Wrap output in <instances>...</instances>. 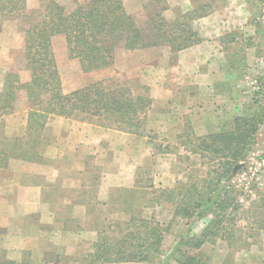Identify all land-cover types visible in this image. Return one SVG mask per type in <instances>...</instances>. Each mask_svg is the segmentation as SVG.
Returning <instances> with one entry per match:
<instances>
[{
    "label": "trees",
    "instance_id": "trees-1",
    "mask_svg": "<svg viewBox=\"0 0 264 264\" xmlns=\"http://www.w3.org/2000/svg\"><path fill=\"white\" fill-rule=\"evenodd\" d=\"M245 1L254 12L256 40L261 48L260 53L264 55V23L261 20L264 0ZM161 4L165 6V0H153L151 5L158 6L153 12L145 7L148 22L142 24L127 11L124 0H40L37 8H32L29 0H0V34L7 23L15 21L24 39L17 59L21 67L0 72V119L16 114L22 101L27 104L26 134L15 138L12 145L0 148V168L8 166L12 159L42 161L43 151L49 144V137L45 135L47 126L54 118L88 123L104 130L136 136L144 134L154 103L151 92L142 86L110 87L104 82H97L65 93L53 38H65L69 57L79 60L85 72L111 68L121 49L130 51L167 47L169 53L174 55L202 43L191 24L170 23L163 14L166 7L159 9ZM192 14L188 13L187 17L194 23ZM202 16L197 13L196 18ZM20 71L29 73L27 82L21 79ZM237 127L238 134L237 131L233 135L212 134L182 143H195L194 153L207 152L213 156L209 157V163H213V166H210L207 180L162 190L153 201L148 194L155 191V187L144 183L140 176L146 174L143 168L137 173L135 185L113 193L109 203L99 202L94 189L84 190L78 196L81 204L97 215L90 228L99 226L101 213L111 211L116 204L118 207L114 212L129 217L127 222L117 224L103 219L102 222L107 223V230L102 232L105 237L101 239L102 243L97 241L94 244L96 252L90 256L87 264L146 263L158 254L163 248L165 229L154 217L145 216L146 210L154 202L156 206L173 204L174 217L190 220L191 225L211 217L203 239L190 237V230L186 231L175 250L181 255L176 260L177 264H204L198 255L183 252L181 247L200 250L206 237L207 240L220 237L229 244L228 250L238 242H244V239L231 237L226 224H234L236 219L233 214L228 215L227 219V211L232 204L229 198L231 187L227 184L240 170L247 169L246 160L251 145L245 132H241L242 126ZM100 180L101 177H96L93 184ZM100 206L107 207V211H99L97 208ZM233 210L237 209L233 207Z\"/></svg>",
    "mask_w": 264,
    "mask_h": 264
},
{
    "label": "rangeland",
    "instance_id": "rangeland-1",
    "mask_svg": "<svg viewBox=\"0 0 264 264\" xmlns=\"http://www.w3.org/2000/svg\"><path fill=\"white\" fill-rule=\"evenodd\" d=\"M152 1L124 0V4L127 11L144 24L148 22L145 7L149 8L150 12L158 8L151 5ZM29 4L32 8H37L40 0H29ZM164 7L167 10L163 14L170 23L191 24L192 30L199 35L202 42L214 41L199 52L208 59L207 70L195 79L197 86L192 89L195 99L190 104L192 112L183 121V125H177L173 119L156 120L153 113L154 119L144 130V134L150 138L146 142V148H143L145 147L143 141L140 156H134L135 153L131 154L134 148L139 150V142H136L131 153L127 154L135 157L140 169H145L146 174L140 176L144 183L154 185L155 191L148 194V198L156 201L162 190L207 180L210 166H213V163H209V157L213 156L207 152L194 153L195 143L183 144L212 134L233 135L236 131L238 134L237 126L241 125V132H245L251 140V145L246 160L247 169L240 170L227 184L231 187L229 198L232 201V208L227 211V219L231 214L235 215L236 219L234 224L228 222L226 224L231 237L237 240L244 239V242H238L228 250L229 244L220 237L209 240L206 237L200 250L186 247L181 249L191 255H198L204 264H264V55L260 53L261 48L256 40L254 12L245 0H165V6L161 4L159 9ZM261 9V20L264 23V5ZM190 12L195 18L194 23L187 17ZM197 13L203 16L197 19ZM23 42L19 24L15 21L7 23L4 32L0 34V72L21 67L17 59L20 57ZM53 49L65 93L104 82L110 87L142 86L154 97H159L164 91H173L177 84L187 80L186 77L177 78L181 77L178 72L185 67L179 65L180 53L170 54L167 47L118 50L114 65L100 72H85L79 60L71 59L65 38L62 36L53 38ZM209 50L213 56H207ZM19 75L24 82L30 79L27 71H20ZM26 106V102L22 101L18 107L17 113L23 115L22 121L19 117L16 120L11 118L9 121L0 119L1 149L6 145H12L15 138L26 134L27 126L25 128L23 125L22 128L20 126L21 122H26ZM173 106L172 96L167 92L166 99L161 103V110L173 114ZM61 126L55 125V130L59 131ZM66 128V125L62 127L63 130ZM55 130L51 132L54 133ZM148 131H151L150 134ZM102 167L100 166L101 171L105 168ZM104 176L106 178L105 174ZM104 176L100 174L99 177ZM116 189L114 194L125 188ZM117 207V204L111 207L115 216L109 218V221L116 224L127 222L129 219L127 215L114 212ZM233 207L237 210H233ZM97 209L105 210L102 206ZM174 212L175 206L169 203L156 206L154 202L146 210L145 216L154 217L165 229L163 248L149 262L100 264H177L176 260L181 258V255L175 250L186 231L190 230V237L203 239L211 217L198 220L191 225L190 220L174 217ZM24 213L26 214L25 211ZM107 215L101 213L99 226L95 229L85 227L88 245L82 249V255L80 252L67 255L70 262L77 259L76 263H81L91 259L90 256L96 252V249L91 252V244L93 246V242L95 244L97 241L102 243L101 239L105 237L102 232L107 230V223L102 221L108 217ZM94 217L97 215L94 214ZM44 219L46 221L41 223L37 219L30 221L26 232L38 231L39 228H43L45 222L50 228L48 219L46 217ZM71 227L74 230L76 224L73 223ZM122 228L126 229L125 226ZM57 239L59 240L58 237Z\"/></svg>",
    "mask_w": 264,
    "mask_h": 264
},
{
    "label": "crops",
    "instance_id": "crops-1",
    "mask_svg": "<svg viewBox=\"0 0 264 264\" xmlns=\"http://www.w3.org/2000/svg\"><path fill=\"white\" fill-rule=\"evenodd\" d=\"M208 41L179 52V65L185 67L178 72L181 77L177 78L186 77L187 80L177 84L173 91H164L159 97L153 96L154 103L146 127L154 119L153 113L156 120L173 119L177 125H183L192 112L190 104L195 99L192 91L197 86L195 79L207 70L208 59L199 52L214 42ZM207 56H213L211 50ZM167 92L173 99V114L161 110ZM18 117L22 121L23 115L19 113L4 120H16ZM25 121L21 122V128L22 125L24 128L27 126V118ZM57 124L62 125L59 131L55 130ZM65 125L67 128L63 130ZM51 129L55 132L52 133ZM46 133L49 144L43 151L42 161L12 159L8 166L0 168V264H87L83 261L76 263L77 259L70 262L67 256L79 252L83 254L82 249L88 243L85 227H90L95 218L94 213L81 204L78 196L84 190L94 189L97 200L104 204L109 203L116 188L133 187L140 165L135 157L127 153H131L132 146L139 142V150L134 148L131 154L140 156L143 141V148H146V142L150 139L146 134L136 136L108 131L63 118L52 119ZM100 166L105 168L101 171ZM100 174H105L106 178L101 177L99 182L93 184ZM106 213L108 221L115 216L112 211ZM45 217L51 224L50 228L45 222L36 233L26 232L30 221L37 219L41 223ZM73 223L76 224L74 230L71 227ZM91 249L94 252V242Z\"/></svg>",
    "mask_w": 264,
    "mask_h": 264
}]
</instances>
